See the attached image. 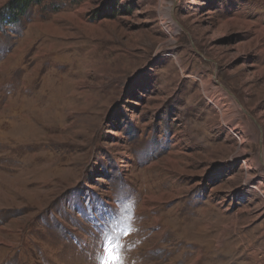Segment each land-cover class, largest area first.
I'll return each mask as SVG.
<instances>
[{"label": "rangeland", "instance_id": "obj_1", "mask_svg": "<svg viewBox=\"0 0 264 264\" xmlns=\"http://www.w3.org/2000/svg\"><path fill=\"white\" fill-rule=\"evenodd\" d=\"M262 162L264 0L0 19V264H264Z\"/></svg>", "mask_w": 264, "mask_h": 264}, {"label": "trees", "instance_id": "obj_2", "mask_svg": "<svg viewBox=\"0 0 264 264\" xmlns=\"http://www.w3.org/2000/svg\"><path fill=\"white\" fill-rule=\"evenodd\" d=\"M45 0H9L0 14L2 24H17L31 10L33 5L42 4Z\"/></svg>", "mask_w": 264, "mask_h": 264}, {"label": "snow or ice", "instance_id": "obj_3", "mask_svg": "<svg viewBox=\"0 0 264 264\" xmlns=\"http://www.w3.org/2000/svg\"><path fill=\"white\" fill-rule=\"evenodd\" d=\"M130 207V206H129ZM118 214L117 210H113L109 215L110 216H115ZM137 231V229L132 228L129 226L128 228L125 229L124 235H129L131 232ZM106 236V233L102 231V243H103V238ZM123 245L117 243L114 247L111 246L110 244L107 245L103 251L106 252V255H103L99 257L100 259V264H126V257L123 254Z\"/></svg>", "mask_w": 264, "mask_h": 264}, {"label": "bare ground", "instance_id": "obj_4", "mask_svg": "<svg viewBox=\"0 0 264 264\" xmlns=\"http://www.w3.org/2000/svg\"><path fill=\"white\" fill-rule=\"evenodd\" d=\"M240 123H238V125H239ZM238 125L235 123V121L233 120V121H231V122H229V127H231L233 130L234 129H236V127L238 128ZM235 135H236V133H235ZM240 135H242V134H240ZM237 137V136H236ZM237 139V138H236ZM250 139V138H249ZM240 140V139H239ZM244 146H245V141H243V140H241L240 141V143H239V152H238V156L239 157H241V156H244L245 157V160H244V164L245 165H247L249 162H253L252 160H253V156L251 155V154H248L245 150H244ZM261 154V153H260ZM263 154V153H262ZM261 154V155H262ZM260 155V158L258 159V160H260V163H261V160L263 161V159H262V156ZM263 164H264V162H262ZM253 169H255V166H254V164H251V166H246L245 167V170L247 171V177H249L250 176V173H251V171H253ZM248 180H249V182H250V178H248ZM254 190H257V188L256 187H254Z\"/></svg>", "mask_w": 264, "mask_h": 264}]
</instances>
